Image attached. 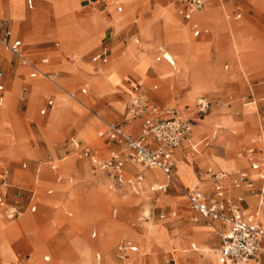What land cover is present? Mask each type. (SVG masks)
<instances>
[{
	"label": "rangeland",
	"instance_id": "rangeland-1",
	"mask_svg": "<svg viewBox=\"0 0 264 264\" xmlns=\"http://www.w3.org/2000/svg\"><path fill=\"white\" fill-rule=\"evenodd\" d=\"M10 1L17 9L18 15L11 4L9 5L8 2H5V5H3L2 0H0V5H3L6 8H4V11L7 16L6 18L3 14L0 15V20H3L6 24H8L9 22L7 19H9L15 26L16 23L24 18L23 0ZM47 1L51 2L54 15L58 18L68 16L70 13L72 14L78 9V0L71 4H66L65 0ZM56 1H58L59 4L55 10ZM135 1L136 0H91V3L86 4V6L83 8L84 11L92 13L90 15L91 23L94 24L98 20V14L93 12H99L104 17H109L107 21L108 24L111 27L117 29L112 34L110 33L111 31H109L111 29L105 32V39L101 41V45L106 44L109 40V37L119 45L123 46L127 43V45L122 49L120 55L117 57H115V55L110 57L108 63L100 69V75L89 80L90 84L92 85V93L95 96H100L102 93L113 92L116 88V85L120 84L121 78L124 77V72L126 71L135 72L142 75L149 62L150 58L147 55L149 47L142 44L136 45L133 43L135 40H137L139 43L144 44L145 42L143 40L149 39L151 34L149 25L146 21H143V16L142 19L139 18L140 5L134 7V13H132V10L130 9ZM140 1L143 3L144 9L147 10V0ZM216 1L223 4V0ZM247 2L248 7L245 11L251 13L249 18L240 16L237 21L231 22L229 18H227L229 20L228 21L225 18V10L222 7L221 9L224 13L223 16L221 14V17L216 16V19L213 22H205L200 27L196 26V28H202V30L206 32L208 31L207 34H199L196 37L192 36V32L198 29H193L190 27L191 24L189 22H180L182 20L176 14L175 7L172 5V0H170L168 3H160V6L163 8L154 6V8L151 10V20L154 22L158 20L160 21L159 24L155 25L152 30V32L157 36L155 38L156 40L153 42V44H155V51L158 52L161 49L164 50L163 48L166 46L163 42L164 38L173 44V48L171 49L179 53L178 57H175L174 59L176 60V67L179 69V72L174 73L172 71L174 68L171 66V73L185 79L189 86V90L186 94V102L190 104L184 103L182 99H175V103L173 105L166 106L162 110L174 109V111L177 112V116L185 120L191 119L189 116H191L192 111L194 113L197 112V99L202 97V99H204L208 104L206 114L203 116L204 118L202 117V120L197 122L196 125L192 126L191 129L189 142H195L190 143L195 151V156L194 152L190 150V147H187L183 150V155L186 157L188 156L186 158V163L188 165L184 163L185 159L184 161L181 160L180 150H174L175 164L173 163V175L177 178V181L180 183L182 188L174 184H168L164 180L163 176L156 171L161 177V180L158 182V186L155 189L156 191L152 190V188L141 189L140 186L138 190L134 191V194L131 193V190L128 187L119 188L117 190H108V179H106L104 176H101L97 172L92 173L86 160H77L76 154H72L71 152L67 151L64 154H61L60 157H57L64 158V161L58 163L59 160H56L55 164H60V166H58L62 170L66 165L65 162H71L70 165L77 161L83 162L86 175L79 178H75L74 176L72 177L70 175H61L62 181L60 184L64 187H58V191L61 190L63 192L65 189V194H63V196L60 198L51 200L47 207H39L35 214H28L26 211L27 198L29 196L28 190L33 187L37 177L40 175L43 176L45 174L44 172H47L46 166L44 165L45 157H50L52 160H54V157L43 155L40 161L38 163L36 162L37 164H35V167L33 166L34 164L27 163L25 161H20L17 163V167H19V169L21 164L25 165V169L14 171L12 180L9 186L5 189L3 206L0 207V215L5 220L2 212L4 205H17V211L19 213H27L29 217L34 222H36L38 232L43 237L39 245L40 251L41 254L43 253L49 257L50 261L48 264H60L56 260L57 256L60 251H67L69 249V241L72 238V242H74L73 254L72 258H68L69 264H91L89 251L80 241L74 239L75 237H78L84 242L92 245L91 256H93L96 252L100 254L102 251L104 264H111L110 256L114 261H117L114 257V245L116 241L122 237L129 238L137 246V253L126 260L124 264H140V260L138 261V259L146 253L151 254L152 247L154 245L160 246L162 249L167 251L174 247V249H171L174 251L171 252H174L173 259L177 260L176 257L178 252L184 250L179 243V239L167 241L165 234L159 229L158 224L166 231V233L170 235L176 234L174 230L179 228L180 225L184 223L193 225L189 222V214L183 216L179 211V208H186L185 194L188 192L187 189L195 187L204 188L205 183H202L201 181H207L210 186V173H216L219 171L226 173V171L230 172L241 164L242 166H245V163L242 162V160L239 161L236 159L237 154L242 152L244 147V145L239 146V143L242 139L245 142L244 144H249L250 140L253 139L255 143L254 146L261 148L264 152V64L258 70L261 74L259 78L250 77L249 90L245 85L238 82L240 74L241 76L246 77V75H251L255 70H257L260 66L261 57L264 56V22L261 20V23L257 28L255 24L256 21L254 20L256 17L260 16L261 13L264 14V0H247ZM153 3V0H150L149 7H152ZM208 4H212V10L216 12V5H214L212 1ZM208 4L207 6H209ZM3 6H1L0 9H2ZM117 6H121V14L114 13V8ZM207 6H205L201 12H203ZM6 10L13 19H16L15 21L7 14ZM26 12V21L28 26L25 28L24 34L28 36V39H30L31 43L37 44L39 40L37 36H34L33 32H39L41 29H43V27L46 26L47 28L48 25L51 26L52 21L49 20L42 8L35 7L32 11ZM201 12L197 13L194 17L199 15ZM131 14V21L133 18H137L138 22H136V25L139 29V32L136 28H134V25H131V23L127 26H124L130 21ZM229 17H231V15H229ZM78 22L79 19L76 16L70 20L64 19L58 24L57 30L59 31L58 35L61 38L78 40L79 42L75 47L74 52L77 54H82L89 51L94 45L98 43V37L95 36L81 38V35L84 34V30L83 28H79ZM239 23H246L250 28L244 50L247 62L244 68V73H241L239 70L235 58V49H233L232 45L235 28ZM208 28L211 30V34L213 35L212 37L215 43L214 49L216 59L221 55H229L231 56L233 62L223 59L220 60L216 68L213 67V51L211 45V49L207 53V45L201 41L202 36L208 37L210 35ZM29 33H31V36H29ZM222 34L225 35L220 37L219 35ZM207 37L206 39H208ZM224 41H227L226 47L222 46ZM155 51H152L151 53L152 61H154L155 57L159 56ZM3 52L6 53L5 51ZM130 52H134L137 55L129 54ZM4 53H0V56H5ZM43 55L45 58H48L46 54ZM88 56L89 55L86 57ZM65 57L71 58L70 54H67ZM115 61L123 64L126 62L127 67L121 72V67L116 69V67H118L116 65V67L113 68ZM157 63L162 62L159 61ZM214 63L217 64V60L214 59ZM224 66H226L227 69H224ZM79 67L82 69H88L87 66L83 64H79ZM210 69L212 70V73ZM0 71L4 73L1 68ZM49 71L54 72L52 69H49ZM211 74L214 79V90H211V86L209 84ZM23 75H25L24 81L20 78L17 80L19 88L22 87L24 82L29 81H33L30 83L33 90H39V85L36 81H38L41 85L49 86V84L40 77L29 80L26 77V73ZM159 75L161 74L159 73ZM223 77L225 79L222 82H217V79H221ZM136 82H138V80H136ZM122 85L123 88L118 92L105 94L101 97L92 98V100H88L86 103L84 102L85 107L82 103L77 102L79 105L78 106L74 100L67 98V96H63L58 91L55 92V101L50 98L52 100L53 106L54 104L55 106L51 109L47 117V123L49 125L55 127L58 126L62 119L65 118L68 102L70 104L68 112L70 120L68 122L66 131L59 135L58 142L60 146H63L64 140L69 137V135L73 136V133L77 132L79 128H83L84 131L87 132V135L90 136L91 143L89 144L87 141H83L82 143L89 144L96 149H101L103 152L102 144L95 138L96 132L104 129L105 124H118L119 126L125 124L123 122V116L125 113V108L130 101V98L126 95V92L130 87L126 82H123ZM152 85H156V90L150 91V87ZM80 87L81 83H78L73 88H65V91L67 93L73 94L74 98L79 100L80 97H84L89 94V92H86L84 95H79L77 90ZM142 87L146 91L147 96L148 92L157 93L160 90V85L155 80H147L146 84ZM212 91L225 93V96H222V94L219 93L213 94ZM48 97L49 94H43L41 99L38 100L37 104L33 108V115L27 117L23 121L24 127L28 132V142H30L31 146L39 152H42V150L30 132L33 131L32 127L34 126V121L36 119H44L46 117H40L38 115V110ZM18 98L19 92L16 97L15 92H4V106L0 109V118L11 101L14 100L12 102L13 109L16 110V108H20ZM119 104L122 105L121 111H111L109 113L106 111L111 109L112 106L115 107ZM29 105H31V103ZM189 106L192 107V111L188 110L190 108ZM118 109L120 110L121 107H118ZM249 114L255 117L257 125L256 130L245 129L247 133H249L248 135H245L247 134L245 133V130L239 131V126L234 121H232L230 116H232L233 119L237 121L240 120L241 115L246 116ZM111 117H113V119ZM211 120L222 132H228L232 130V133L235 134L233 135V138H236V140L233 141V144H231L228 140H217L216 138H211ZM259 126L262 127V129L260 128L259 130L260 134L257 130ZM123 128L125 130H130L131 127L128 126ZM261 131H263V133ZM243 135L245 136L241 139L240 137ZM185 145L186 144H184V146ZM123 155L125 156V152H123ZM103 156L106 157L107 155H104L103 152ZM262 156H264V153H262ZM221 159H227L229 163L226 165L218 164V161ZM127 162L128 161L125 163ZM10 167L11 165L8 166V169H10ZM180 167L187 169L190 173L189 176L184 177L181 173ZM138 169L143 170L142 168ZM35 170L38 171L37 174H35ZM207 170H210V172L208 173ZM143 171L144 176L150 172L147 170ZM29 173L31 174L29 175ZM24 176L29 178V183L27 185H22L20 183L19 179ZM98 176L102 177V180H95ZM93 177H95V179H93ZM195 178L199 181H197ZM172 179L173 176L171 173V180ZM68 180H70L71 183L68 184ZM36 184L42 188L41 190L43 192L47 188L55 190V187L43 181L40 182L37 180ZM54 194L55 193L48 196L49 199L53 197ZM166 196L176 197L179 205H177L176 208H172L169 203L164 202L168 201V197ZM225 196L227 199L230 198V195L227 193ZM46 202L47 201L44 200L43 204H46ZM172 212H175V217H171ZM160 213L164 215L163 219H158V215ZM68 214H70V216H68ZM1 217L0 263H6L10 260H13L15 258L14 254L20 257L23 255H29L31 251L23 252L20 249H17V244H19L21 236L22 238H26V234H22L21 232L26 233L35 230L34 223L23 214H20L18 219L12 222L4 221ZM262 218V222H264V217ZM61 221H63V225ZM107 226L108 228H106ZM116 229L117 232L121 231L118 235L122 237H115ZM132 230L139 231L136 232ZM91 233H95L94 238H90ZM109 233L113 235H111L112 238H115L112 240L109 239ZM11 240L12 242H10ZM38 240L39 239L37 237L27 238L20 243V248L24 250L30 247L37 248L39 244ZM56 242L61 244L58 246L55 244ZM9 243L14 254L9 248ZM189 243L190 242H187L185 245L186 250H189ZM194 243L197 244L198 252L201 254V256H199L201 261L196 260L197 254L192 253L191 251H189L187 254H181L180 256L186 259L192 258L199 263H202L204 258H208L211 264H213L211 250L206 246L197 243L195 240ZM217 245L218 240L216 245L212 248L216 249ZM108 250H110V255L108 254ZM204 251H207V254H205ZM168 258L169 254L162 253L157 264H164L165 259ZM148 259L149 255L143 256L142 263L148 264ZM59 260L61 259L59 258ZM156 261L157 259L153 257L152 264H156ZM248 263L255 264L253 261Z\"/></svg>",
	"mask_w": 264,
	"mask_h": 264
},
{
	"label": "crops",
	"instance_id": "crops-1",
	"mask_svg": "<svg viewBox=\"0 0 264 264\" xmlns=\"http://www.w3.org/2000/svg\"><path fill=\"white\" fill-rule=\"evenodd\" d=\"M75 1H77V0H65L66 4H68V3L71 4V3H74ZM107 1H109V0H107ZM149 1L150 0H147V10L144 9L143 3L140 0H136L133 3V5L130 7V9L132 10V13H134V11H133L134 7L137 5L138 6L140 5V14H139L140 17L139 18L142 19V16H143V21L147 22V24L150 27V32H151L149 39L143 40L145 42L144 44L139 43L137 40H135L133 42L136 45L142 44L144 46L149 47L148 51H147V55L150 59H149L147 66L145 67L143 74L140 75V74L135 73V72H127V71L124 72V77L121 78L120 84L116 85L115 90L113 92L102 93L100 96H95L92 93V90H91L92 85L90 84L89 80L95 76L100 75L99 74L100 69L103 68L108 63L110 57L113 55H115V57L120 55L122 49L127 45V43L122 46V45H119L117 42H115L114 40H112V38L109 37L108 42L104 45H101V41H103L105 39V32H107L109 29H111L109 31H111L110 33L112 34L117 29H115L114 27H111L108 24L107 21H108L109 17H104L99 12H93V13L98 14V17H97L98 20L94 24L91 23V20H90L91 16L90 15L92 13H89V12L83 10V8L86 6V4L91 3V0H78V4H77L78 9L75 10L74 13H72V14L70 13L68 16H64L61 18H58L54 15V10H53V7H52L50 1H47V0H23L24 18L21 21H19L18 23H16L15 26L13 25L12 21L7 19L9 23L8 24L5 23V26L10 30V37L8 40L9 44L17 46L22 51L23 56L29 62H31V64L40 73L47 75V76H50L52 79H51V81H48V80H45L42 78L46 83L49 84V86L41 85L38 81H36L39 85L38 86L39 90H33L32 86L30 84L33 81L24 82L22 84V87L19 88L17 80H19V78H20L24 81L25 80V75H23L24 73H26V77L29 80L34 79V78L39 77V76H36L34 78H30L29 77V74L31 73L30 68L25 67V66H21L17 62V60L13 56H11L9 53L6 52V53H4L5 56H0V68L4 71V73H2V71H0V74H1V76H0V86H1L0 109L4 106V92L5 91H7L8 93L15 92V97L19 92L18 102L20 103V108H16V110H15L12 108V102L14 100L11 101L9 106L2 113V116L0 118V197L2 198V200L4 199L5 189L9 186V184L12 180L14 171L20 170V169L21 170L25 169L24 164H21L20 169H19V167H17V163L20 161H25L27 163L34 164L33 166L35 167L36 166L35 164H37L40 161V159L43 157V155L52 156V157H54V160H52L50 157H45L44 165L46 166L47 172L45 171L44 172L45 174L43 176L40 175L41 177L40 176L37 177L35 182H34L33 187L30 190H28L29 196L27 198V205H26V211L28 212V214H35L38 211L39 207H47L51 200L56 199V198H60L61 196H63V194H65V189L63 192L61 190L58 191V187H64L63 185L60 184V182L62 181L61 175H63V176L70 175L72 177L74 176L75 178L84 177L86 175L85 166H84L83 162H79V161L73 162L72 165H70L71 162H65L66 165L64 166V168L62 170L59 167L60 164H57V165L55 164L56 160H59L58 163H61L62 161H64V158H57V157H60L61 154H64L67 151L71 152L72 154H76L77 160H82V159L86 160L88 162L89 168H90L92 173L97 172L101 176H104L106 179H108L107 176L104 174V172L99 167L92 166L90 164L89 160L86 158H82L79 155V153L83 148L87 147L92 152H94V154L96 155V157L98 159H103V158H105V156H103V152H104V155L105 154L107 155L110 151L121 152L120 146L114 142H109V141L104 140L103 138H99L97 136V133L103 130V129H101V130L96 132L95 138L97 140H99L100 143L102 144V146H103V149H102L103 152H102L101 149H96L93 146L89 145L91 143L90 136L87 135V132L84 131L83 128H79L77 130V132L73 133V136L69 135V137H67L64 140L63 146H60V144L58 142L59 135L66 131L68 122L70 120L69 115H68L70 104L65 99L68 102L65 118L62 119L61 123L56 127L49 125L47 123V117H48L51 109L55 106V104L53 106V103L51 100V99H53L55 101V96H54L55 92H57V91L60 92L63 96H67V98L74 100V102L76 104L78 102V103H82L84 105V102L86 103L88 100H92V98L101 97L105 94H112L114 92H118L119 90H121L123 88L122 83L126 82L127 85L130 87L129 90L126 92V95L129 96V98L132 97L133 88L140 87L142 89L144 96L146 98H148L162 114H165V111H172L173 114L177 115V112L174 111V109L162 110L166 106L173 105L175 103L174 102L175 99H182V101L184 103H188V102H186V94L189 90V86L187 84V81L180 76L178 77L176 75H173L171 73V70H170L171 66L173 67V64L167 63L161 57L162 54H165V55L169 56L173 60V62H176V60H174L172 58V56L169 54V51H171L172 53H175L176 55H179V53L173 51L168 46H165L163 48L164 50L156 52L155 51V44H153V42H154V40H156L155 38L157 36L152 32V30H153V27L155 25H158L160 21L158 20V21L154 22L151 20L152 19L151 10L154 8V6L163 8L160 6V3H164V2L168 3L170 0H153L154 3L152 5V7H149ZM211 1L213 2L214 5H216V15L218 17H221V14L223 16L225 13V18L226 19L229 18V20L231 22L237 21L240 18V16H245L247 18H249L251 16L250 12L245 11L248 7L247 0H237V1H235V0H223V4L218 3V1H216V0H206L207 3L205 2L204 6L200 10L194 12L193 13L194 15L191 14L188 19H184V17H183V14L185 12V6L183 4H181L177 0H172V5L175 7L176 14L182 20L180 22H182V23H185V22L188 23L189 22L190 23L193 20L194 16L197 14V12L198 13L201 12V10H203L205 8V6L208 3H210ZM5 2H8L9 5L11 4L14 7V5L11 3L10 0H5V1L2 0L3 5H5ZM58 4H59V2L56 1L55 10H56V7L58 6ZM3 5H0V7ZM35 7L42 8V10L46 13L47 17L49 18V20L52 21L51 26L48 25L47 28L45 26L39 32L38 31L33 32L34 36L38 37L39 41L37 40L38 41L37 44L31 43L30 39H28V36H26L24 34L25 28H27V26H28L27 21H26L27 20V18H26L27 12L26 11H32ZM219 7H220V9H219ZM222 7L225 10L224 13H223V10L221 9ZM4 8H5V6H3L2 9H0V15L3 14L7 18L6 13L4 11ZM117 8H120V11H117L116 10ZM14 9H15L16 14L18 15L17 9L15 7H14ZM124 11H125V8H124ZM6 12H7V10H6ZM114 13L121 14L122 13L121 6L115 7ZM7 14H8V12H7ZM228 14L231 15V17H229ZM8 15L12 18V16L10 14H8ZM75 16L79 19V22H78L79 28H83V30H84V34L81 35V38H86V37L88 38V37H95V36L98 37V43L96 45H94L89 51L82 53V54H77L74 52V49L79 42L78 40H70L69 38L68 39L61 38L58 35L59 31L57 30L58 24L62 20H64V19L70 20ZM131 16H132V14L130 15V21L124 26H127L128 24L131 23V25H134V28H136L139 32V29L137 28V25H136V22H138L137 18H133V20L131 21ZM191 16H192V18H191ZM190 18H191V20H190ZM13 20L15 21L16 19H13ZM254 20L256 21L255 24H256V27L258 28L260 23H261V20H263L262 22H264V14L261 13L260 16L256 17ZM190 27H192L193 29H198V30H195L192 32L193 37H196L199 34H207L208 33V31L206 32V31L202 30V28H196L194 25H191ZM208 30H209V28H208ZM209 31H210V35L208 37L202 36L201 41L207 45V53L212 48V51H213V53H212L213 67L216 68L217 65L219 64L220 60H223V59H226V60L233 62L231 59V56H229V55H227V56L221 55V56L217 57V59H216L215 49H214L215 43H214V40L212 37L213 35L211 34V30H209ZM195 32H197L196 35H194ZM224 35L225 34H222L219 36L221 37ZM29 36H31V33H29ZM139 36H140V34H139ZM206 37L208 39H206ZM53 40H56L57 42L53 41ZM198 42H200V41H198ZM226 43H227V41H224L222 46L226 47V45H227ZM210 45H211V48H210ZM152 51H155L159 55V56L155 57V59H154L155 62L152 61V59H151ZM1 52L3 53V50L0 49V53ZM101 53H105V56L103 57L104 61L98 60V61L92 62L91 59L94 56L101 54ZM43 54H46L48 58H45ZM67 54H70L71 58H66L65 56ZM87 55H89V56L86 57ZM214 59L217 60V64L214 63ZM49 61H50V63H49ZM159 61H161L162 63H157ZM75 62H77V63H75ZM79 64L86 65L88 69L80 68ZM263 64H264V56L261 57V62H260L259 68L257 70H255L251 75H246V77H243L240 74V78H239L238 82L245 85L249 90L250 77L259 78L261 74L259 73L258 70L261 68V66ZM113 65H114L113 68H115L116 65L118 66V67H116V69L121 67L122 68L121 72L127 67L126 62L123 64V63L115 61ZM204 67H206V66H204ZM223 68L227 69L226 66H224ZM49 69H52V71H54V72L49 71ZM210 71L212 73L211 69H210ZM159 73L161 75H159ZM224 79H225L224 77L221 79H217V82H222ZM136 80H138V82H136ZM147 80H155L160 85L159 92H157V93L148 92L149 97L147 96L146 91L142 87L146 84ZM213 82H214V79H213L212 74H211V79L209 82V84L211 86V90H214V86H213L214 83ZM78 83H81V87L77 90V93L79 95H84V94H86V92H89V94L87 96L80 97L79 100H76L74 98L73 94L67 93L65 91V88H73ZM108 83H109V80H108ZM83 88L85 89V91H84V93H81L80 90ZM153 90H156V85H152L150 87V91H153ZM123 92H125V91H123ZM45 93L49 94V97L40 106V108L38 110V115L40 117H45V116L46 117L44 119H36L34 121V126L32 127L33 131L30 132L32 134V136H34V138L36 139V142L38 143V145L40 146V149L42 150V152H39V151H36L31 146L30 142H28L29 141L28 140V132L26 131V129L24 127L23 121L27 117H30L33 115L34 106L37 104L38 100L41 99V97ZM212 93L218 94L219 92L218 91H212ZM219 94H222V96H225V93H219ZM21 99H22V101H21ZM199 99H202V97H200ZM202 100L207 104V102L204 99H202ZM48 101L51 102L50 106H47ZM30 103H31V105H29ZM188 104H190V103H188ZM84 107H85V105H84ZM118 107H121V109L119 110ZM206 109L204 110V112H200L197 108V112H195V113L192 111V107H190L188 109V110L192 111V114H191V116H189V117H191V119H186V120H188L191 123V127L196 125L197 122H199L200 120H202V117L204 116V114H206ZM121 110H122V105L119 104V105H116L115 107L112 106L111 109H108L106 111L109 113L111 111L119 112ZM40 111H43V113L40 114ZM251 114L246 115V116L241 115L240 120H237V121L234 120L232 116H230V118L232 119V121H234L239 126L238 127L240 129L239 131H244L245 129L246 130L247 129H250V130L255 129L256 130L257 123L255 120V117ZM111 118L113 119V117H111ZM144 119H145L144 117H139V118L135 119L130 125H125V124L121 125V128L123 129V127L130 126L131 128L129 131H126L124 129L123 130L125 132L133 135L134 137H138L139 136V130H140V127H141ZM114 125H118V124H114ZM260 128L262 129L261 126H259L257 128L259 134H260V131H259ZM246 130H245V133H247ZM248 134L249 133H247L245 135H248ZM245 135H243L240 138L242 139ZM189 139H190V136L187 138V140L185 142L181 143L176 148V149L180 150L181 160L184 161V159H185L184 163L187 162L186 158L188 157V156L186 157L183 155V150L185 148L190 147V150H192L194 152V156H195V151L192 148V146L190 145V143L194 142V141L188 142ZM83 141H87L89 144H83L82 143ZM244 143L245 142L242 139L241 142L239 143L240 144L239 146L244 145V147H243L242 152L237 154L236 159L239 161L242 160V162L245 163V166H242V164H241L240 166H238L234 170H232L228 174L227 178L222 181V188H223V200L225 202H229V203L237 206L238 209L244 215H249V214H253L256 210V198H255V196L250 194L245 189L233 188V186H232V180L234 178L233 172H235V171L243 172L246 174V176L248 178L249 177L251 178L253 176V172L250 171L248 168V164H247V160H246V153L249 149H252L254 151L253 156L255 158L259 159V158H263V157H261V155L264 152L262 151L261 148H257L254 146L255 143H254L253 139L250 140L249 144H244ZM184 144H186V145L184 146ZM122 156H124L123 152H122ZM48 162H51L55 166V170L51 171L49 169ZM9 165H11L10 169H8ZM204 165H206V164H204ZM143 170L138 169L136 167V165H134L130 162L125 163L123 166L122 174L118 177L116 185H114V186L111 185V183L109 181V182H107V189L108 190H115V189L117 190L119 188L128 187L131 190V193L134 194L135 193L134 191L138 190L139 186L141 187L144 183L145 178L143 175V173H144ZM173 170H174V165L171 169V173H173ZM190 171H191V169H190ZM62 172L63 173L65 172V173L63 174ZM150 172H156V171H150ZM207 172L209 173L210 170H207ZM219 172H222V171H219ZM219 172H216V173H219ZM37 173H38V171L35 170V174H37ZM222 173H224V172H222ZM30 174L31 173H29V175ZM212 174H215V173H210V175H209L210 178H211ZM137 176H141V181H139V182L136 181ZM163 178H164V176H163ZM93 179H95V177H93ZM19 180H20V183L22 185H27L29 183V178L27 176H24V177L20 178ZM37 180H39L40 182L43 181V182L51 184L53 187H55V190H52L51 188H47L43 192L41 190L42 188L36 184ZM95 180H102V177L98 176ZM164 180L168 184H171L165 178H164ZM175 180L180 185V183L177 181L176 177H175ZM210 180H211L210 186H209V183L207 181H201L202 183H205V187L201 188L203 190H200V189H194V190H200L205 194H209L211 192L212 185H213L212 179H210ZM197 181H199V180H197ZM69 183H71L70 180H68V184ZM257 186H258L257 182H254L252 184V188H256ZM165 187H161V188H165ZM202 187H203V185H202ZM161 188H159V189H161ZM53 193H55L54 196L49 199L48 196L52 195ZM226 193L230 195L229 199L226 198V196H225ZM166 197H168V196H166ZM176 199H177L176 197H168V201H164V202L169 203V205L172 208H176L177 205H179V202H177ZM44 200L47 201L46 204H43ZM185 205H186V208L185 209L179 208V211L183 216H186L189 214V222L193 225L184 223V224L180 225L179 228H176L174 230L176 232V234L170 235V234L166 233V231L164 229H162V227L158 224L159 229L165 234L166 240L171 241L174 239H179V243L184 250H182L181 252H178L176 250L178 252L177 257H176L177 260H174L173 259V255H174L173 253L174 252H171V251H174V250H171V249H174V247H172L169 251H167V250L162 249L160 246L154 245L152 247L151 254L146 253L145 255H143V256L149 255L148 264H152V258L153 257H155L157 259V261H156V264H157L160 260L159 258H160V255L162 253L169 254V258L165 259L164 264H211V262L209 261L208 258H204L203 262L199 263L198 261H196L192 258L186 259L180 255L181 254H187V253H189V251H191L192 253H196L198 257L201 256V254L198 252L197 244L194 243V240L197 243H199L203 246H206L211 251L217 250L221 245L219 236L221 233H223L225 231L226 227L219 224L216 221H203V220H201L197 223H193L191 221V217L193 216V213L188 209L187 204H186V200H185ZM4 208H15L18 210L17 205L16 206L15 205H13V206L12 205H4ZM2 211H3V209H2ZM19 214L26 215L34 223L35 230L30 231V232H26V233L21 232L22 234H26V238H22V236H21V240H20L19 244H17V249H20L23 252L31 251V253L29 255H23L22 257L15 255L13 250L11 249L10 243H9V248L12 250L15 258L13 260L6 262V263H0V264H10V263L15 262L17 260H20L21 264H48L50 261L49 257L43 253L41 254V251H40L39 245H40V242L42 241L43 237L38 232V227H37L36 222H34L29 217V215L25 212H23V213L20 212ZM18 215L16 217H14L13 219H10V220L6 219L5 216H4L5 220L1 217V215H0V217L4 221L10 222V221L17 220ZM261 215H262V217H264L263 212L261 213ZM68 216H70V214H68ZM171 217H175V212L171 213ZM163 218H164V215L162 213H160L158 215V219H163ZM62 222L63 221H61V223ZM261 222H262V220H261ZM258 224H259L260 228L264 231V228H262V225L264 227V222H262V224L260 222H258ZM62 225H63V223H62ZM59 227H60V225H59ZM106 228H108V226ZM194 229H199V230H194ZM125 230H129V229H125ZM139 230H132V231L138 232ZM122 231H124V230H122ZM120 232H117V229H116V231H115L116 236L115 237L119 236L118 234ZM109 235L111 236L112 234L109 233ZM110 236H109V239H111V240L115 238V237L112 238L113 235L111 237ZM34 237L35 238L37 237L39 239L38 240L39 244H38L37 248L30 247V248H27L25 250L20 248V243L23 240H26L27 238H34ZM94 237H95V233H91L90 238H94ZM119 237H122V236H119ZM72 239H70V241H69V249L67 251H60L58 256H57L56 260L60 264H69L68 258H72L73 244H74V242H72L73 241ZM74 239H77L78 241H80L84 245V247L89 251L90 258H91V264H104V259H103V255H102V251H101V244H100L101 253L99 254L98 252H96V253H94L93 256H91V249H92L91 246L92 245L84 242L82 239H80L78 237L77 238L75 237ZM217 240H218L217 248L213 249L212 247L216 245ZM120 241L130 243V245L133 246L134 248H136V250L131 251L130 249L125 248L123 250V252H118L116 250V246H117L118 242H120ZM10 242H12V240ZM187 242H190L189 243V250L185 249V245ZM55 244L59 246V244H61V243L56 242ZM109 246H110V240H109ZM263 248H264V242H261L260 252L256 256H254L253 258L249 259L248 261H253L255 264H264V254L262 251ZM136 253H137V246L132 240H130L129 238H126V237L119 238L114 245V257L117 261H114L112 259V257L110 256L111 264H124V262L126 260H128L131 256L135 255ZM108 254L110 255V250H108ZM143 256H141L138 259V261L140 260V264H143L142 263V257ZM59 258L61 260H59ZM212 263L213 264H219L216 261H214L213 259H212Z\"/></svg>",
	"mask_w": 264,
	"mask_h": 264
},
{
	"label": "built area",
	"instance_id": "built-area-1",
	"mask_svg": "<svg viewBox=\"0 0 264 264\" xmlns=\"http://www.w3.org/2000/svg\"><path fill=\"white\" fill-rule=\"evenodd\" d=\"M185 6L184 19H188L191 14L200 10L206 0H177ZM120 11V8L116 9ZM197 32L194 33L196 35ZM10 30L5 26V22L0 20V49L13 56L21 66L30 68V78L39 76L51 81V77L40 73L22 54V51L14 45H10L8 40ZM105 53L94 56L92 62L104 61ZM162 59L171 64L165 54ZM1 76V74H0ZM1 90V86H0ZM85 89L80 92L84 93ZM22 101V99H21ZM1 103V101H0ZM51 102H47L50 106ZM196 106L200 112H204L207 104L202 100H196ZM43 111H40L42 114ZM144 117V121L139 130V136L125 132L121 126L106 124L105 128L97 133L99 138L114 142L120 146L121 152L110 151L103 159H98L89 148H83L79 155L89 160L94 167H99L107 176L111 185H116L118 177L122 174L126 161L141 167L144 170H157L165 178L171 179V169L173 167L174 150L190 136L191 123L181 119L172 111H165L162 114L156 106L144 96L140 87L133 88L132 97L125 108L123 122L130 125L135 119ZM125 152V156H122ZM254 151L249 149L246 153L248 168L253 172V176L248 178L245 173L233 172V188L247 190L256 198V210L253 214L244 215L237 206L223 200L222 181L228 174L219 172L211 175L213 182L211 192L205 194L200 190L189 191L185 194L188 209L193 213L191 221L197 223L203 221H216L226 227L220 234V247L214 251L220 264H245L246 261L256 256L261 249V242H264V231L260 228L255 219L256 213H264V159L255 158ZM49 169L55 170V166L48 162ZM136 181H141V176L136 177ZM254 182L258 183L256 188H252ZM3 200L0 197V207ZM3 215L6 219H13L19 212L15 208H3ZM125 248L135 251L136 248L128 242H118L116 250L123 252ZM10 264H21L20 260Z\"/></svg>",
	"mask_w": 264,
	"mask_h": 264
},
{
	"label": "bare ground",
	"instance_id": "bare-ground-1",
	"mask_svg": "<svg viewBox=\"0 0 264 264\" xmlns=\"http://www.w3.org/2000/svg\"><path fill=\"white\" fill-rule=\"evenodd\" d=\"M207 3V2H206ZM209 5V4H208ZM207 6V5H206ZM212 7L213 5L210 4L209 6H207V8L201 12L199 15H197L196 17L193 18V20L190 22L191 25H194L195 27L196 26H201L202 24H204L205 22H213L215 21L216 19V12L212 10ZM202 11V10H201ZM198 13V12H197ZM196 14V13H195ZM194 15V14H193ZM192 15V16H193ZM191 16V18H192ZM190 18V20H191ZM228 24V23H227ZM249 30L250 28L248 27V25L246 23H239L236 25V28H235V34H234V38H233V49H235V58H236V61H237V64H238V67H239V70L241 73H244V68L246 66V55L244 53V50H245V43L247 42V38H248V33H249ZM237 37H236V36ZM163 42L165 43L166 46H168L169 48H173V44L168 41V40H165V38L163 39ZM162 50V49H161ZM159 50V51H161ZM188 50V49H187ZM175 51V50H173ZM176 52V51H175ZM2 53V52H1ZM4 53V52H3ZM129 54H132V55H137L135 54L134 52H130ZM169 54L172 56L173 59H175V57H178V55H176L175 53H172L171 51H169ZM189 55V53H188ZM168 60L173 64V72L174 73H177L179 72V69L176 67V62H173V60L165 55ZM186 56V55H185ZM179 59V58H178ZM181 65V64H180ZM180 68V67H179ZM199 68V67H198ZM252 104V103H250ZM250 104H246V105H250ZM211 125H212V131H211V138H216L217 140H228L231 144H233V141L236 140V138H233V134L232 133V130L231 131H228V132H222L214 123L213 121L211 120ZM124 129V128H123ZM192 129V127H191ZM125 130V129H124ZM126 131H129V130H126ZM263 133V131H261ZM190 136H191V130H190ZM190 140V139H189ZM188 140V142H189ZM219 142V141H218ZM253 142V141H252ZM224 144V143H223ZM261 157H263L264 159V156L261 155ZM172 159H173V162H174V154L172 156ZM228 160L227 159H221L220 161H218V164L220 165H226L228 164ZM175 164V163H174ZM137 168H141L139 166H136ZM181 169V173L184 177L186 176H189V171L187 169H184L182 167H180ZM147 171H157V170H147ZM158 172V171H157ZM157 172H148L147 174H145L144 176V183L143 185L141 186V189H148V188H152V190H155L158 186V182L161 180V177L158 175ZM231 172V171H230ZM229 171H226L225 174H229L230 173ZM172 176H173V179H167L165 178L169 183L171 184H174V185H177V186H180L176 180H175V177L172 173ZM181 187V186H180ZM182 188V187H181ZM194 189H200V190H203L201 188H191V189H187L188 192L189 191H192ZM184 198V197H183ZM20 215V214H19ZM18 215V216H19ZM255 219L260 222L262 220V215L260 212H257L256 213V217ZM12 222V221H10ZM262 228L263 225H262ZM262 251H264V248L262 249ZM203 253V252H202ZM205 254H207V251H204ZM203 257V256H202ZM211 257L214 261H216L217 263H219L218 259H217V256L215 253H213V251H211ZM196 260L198 261H201L200 257H196ZM203 260V259H202ZM248 262H252V261H246L245 264H249ZM220 264V263H219Z\"/></svg>",
	"mask_w": 264,
	"mask_h": 264
}]
</instances>
